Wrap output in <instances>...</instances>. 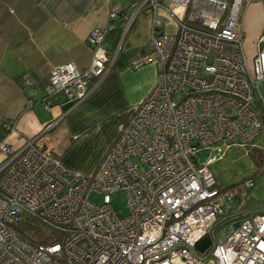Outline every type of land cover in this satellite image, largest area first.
<instances>
[{"label":"built area","instance_id":"built-area-1","mask_svg":"<svg viewBox=\"0 0 264 264\" xmlns=\"http://www.w3.org/2000/svg\"><path fill=\"white\" fill-rule=\"evenodd\" d=\"M250 1H130L127 21L145 13L152 27L148 45L129 66L155 64L154 85L89 173L61 162L67 137L52 130L57 121L19 147L0 141V264H264V212L252 214L255 226L249 215L228 222L205 261L181 247L150 256L176 241L203 256L209 248L199 252L195 244L233 211L232 193L216 185L210 164L232 146L254 145L261 129L264 104L258 107L255 90L262 98L264 30L249 61L239 20ZM161 7L175 19L172 32L162 29ZM122 13L109 10L107 27L87 36L88 67L52 66V93L71 106L89 94L92 80L110 66L102 40ZM44 101L48 109L50 96ZM201 148L214 152L201 161ZM244 184L251 187L253 180ZM118 190L126 195L124 216L111 204ZM25 216L39 223L43 240L17 227Z\"/></svg>","mask_w":264,"mask_h":264},{"label":"crops","instance_id":"crops-1","mask_svg":"<svg viewBox=\"0 0 264 264\" xmlns=\"http://www.w3.org/2000/svg\"><path fill=\"white\" fill-rule=\"evenodd\" d=\"M130 1L0 0V141L19 147L57 121L52 130L67 137L61 162L85 173L94 170L157 76L153 63L136 69L129 66L130 59L148 45L152 27L145 13L127 21ZM111 9L123 13L112 21L102 40L112 57L110 66L102 78L92 80L89 94L71 106L61 94L52 93L50 69L66 62L78 69L88 67L87 36L94 28L107 27ZM158 18L164 31L175 30L174 20L163 8L158 9ZM24 75L29 84L23 81ZM44 95L51 99L48 109ZM5 122L13 124V129H5ZM262 205L264 200L248 199L232 213Z\"/></svg>","mask_w":264,"mask_h":264},{"label":"rangeland","instance_id":"rangeland-1","mask_svg":"<svg viewBox=\"0 0 264 264\" xmlns=\"http://www.w3.org/2000/svg\"><path fill=\"white\" fill-rule=\"evenodd\" d=\"M166 2V1H165ZM241 9L242 17V39L243 48L248 60L254 55V42L261 33V27H264V0H251L250 3ZM241 21V19H239ZM162 22V21H161ZM259 32V33H258ZM112 61V58H111ZM146 65V64H145ZM262 98L255 90L256 102L259 105L264 104V84L259 85ZM258 114L261 120V129L253 144L264 148V108L259 107ZM254 148L253 145L245 147L232 146L224 153L221 159H217L210 168L216 177V185L223 189H229L233 197V211L242 207L248 199L256 202L264 200V149ZM214 151L209 148H201L196 152L199 160L204 161ZM252 179L253 185L246 187V180ZM96 203H101V195L93 193L90 197ZM111 204L119 216L128 213L126 206V195L123 190L116 191L111 198ZM229 215V214H228ZM222 223L215 228V235L219 236L221 230L227 226Z\"/></svg>","mask_w":264,"mask_h":264},{"label":"water","instance_id":"water-1","mask_svg":"<svg viewBox=\"0 0 264 264\" xmlns=\"http://www.w3.org/2000/svg\"><path fill=\"white\" fill-rule=\"evenodd\" d=\"M248 212H249V214H248L249 218H250L253 226H255L253 221H252L251 216L253 213H256V212H264V205L258 206V207H246L245 209H242L238 212L231 213L229 215H226L224 217H220V218L216 219L210 225V228L208 229V234L206 236H204L201 240H199L194 246L195 249L199 252H204L207 248H209L203 256H197L189 245H187L185 242H180V241H176L175 243L171 244L170 246L166 247L165 249H163L159 252L151 253L150 256L157 255L163 251H168V255H170V249H175L176 247H181V248H186L195 258H198L200 260L205 261L207 256L209 254H212L211 251L214 249V247L216 245L215 228L224 222L225 223L232 222L234 225H236L238 223V219L240 217H243ZM214 258H215V256H214Z\"/></svg>","mask_w":264,"mask_h":264},{"label":"trees","instance_id":"trees-1","mask_svg":"<svg viewBox=\"0 0 264 264\" xmlns=\"http://www.w3.org/2000/svg\"><path fill=\"white\" fill-rule=\"evenodd\" d=\"M46 96L44 95L42 98L44 99ZM259 107V105H258ZM262 117H264V115H262ZM254 148L256 149H260L259 147L253 145ZM264 148H261L260 150H262ZM17 227L20 228L21 231H23L25 233L26 236L33 238L34 234H37L38 238H44L42 237L43 234L40 233V225L39 223L34 220V219H30L28 216H25L24 218H22L20 220V222L18 223ZM43 240V239H40Z\"/></svg>","mask_w":264,"mask_h":264},{"label":"bare ground","instance_id":"bare-ground-1","mask_svg":"<svg viewBox=\"0 0 264 264\" xmlns=\"http://www.w3.org/2000/svg\"><path fill=\"white\" fill-rule=\"evenodd\" d=\"M161 8H162V7H161ZM163 9H164V8H163ZM180 9H181L180 6H177V7H176V10H177V11H179ZM164 10H165V9H164ZM165 11H166V10H165ZM166 12H167V11H166ZM167 14H168V15L174 20V22H175V19H174L173 15H171V14L168 13V12H167Z\"/></svg>","mask_w":264,"mask_h":264}]
</instances>
